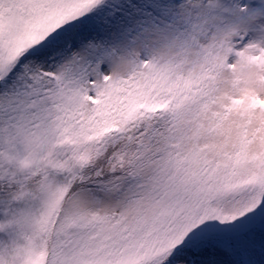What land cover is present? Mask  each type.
I'll return each mask as SVG.
<instances>
[{
  "label": "snow or ice",
  "instance_id": "6c2138e0",
  "mask_svg": "<svg viewBox=\"0 0 264 264\" xmlns=\"http://www.w3.org/2000/svg\"><path fill=\"white\" fill-rule=\"evenodd\" d=\"M0 264H264V0H0Z\"/></svg>",
  "mask_w": 264,
  "mask_h": 264
}]
</instances>
